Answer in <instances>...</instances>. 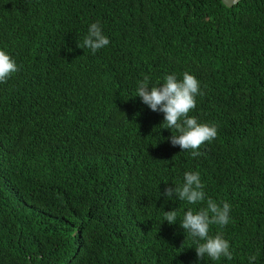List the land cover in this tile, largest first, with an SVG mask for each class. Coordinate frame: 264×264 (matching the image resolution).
Returning <instances> with one entry per match:
<instances>
[{"label":"trees","instance_id":"1","mask_svg":"<svg viewBox=\"0 0 264 264\" xmlns=\"http://www.w3.org/2000/svg\"><path fill=\"white\" fill-rule=\"evenodd\" d=\"M94 22L110 43L92 54ZM0 50L19 67L0 83V264H264V0H0ZM185 71L189 116L218 130L199 157L136 96ZM188 171L231 205L210 234L232 260L180 227L204 203L163 195Z\"/></svg>","mask_w":264,"mask_h":264},{"label":"clouds","instance_id":"2","mask_svg":"<svg viewBox=\"0 0 264 264\" xmlns=\"http://www.w3.org/2000/svg\"><path fill=\"white\" fill-rule=\"evenodd\" d=\"M109 38L103 34L99 22L91 23L87 35L84 37L80 48H87L92 54L109 45ZM19 71L15 60L4 50H0V83H6L13 74ZM203 95L198 79L185 71L182 79L173 74L166 75L162 84L150 86V78L145 75L143 80L137 82L136 96L140 97L153 112L164 115L161 125L163 128L178 133L168 139L173 146H179L182 151H190L193 157L203 153L199 151L202 145L216 139L218 130L216 125L199 123L189 113L196 107V97ZM175 198L190 205L204 203L205 206L194 211L187 209L180 221V227L185 230L188 237L195 244L198 258L207 257L212 261L221 258L233 259L230 243L224 238L222 231L215 235L210 234L212 225L219 229L225 228L231 220V205L228 202L217 203L206 197L204 184L198 172H185L183 183L174 188H166L163 195L168 199ZM164 221L170 225L177 221V211L164 212ZM257 256L248 257L249 264L256 261Z\"/></svg>","mask_w":264,"mask_h":264},{"label":"water","instance_id":"3","mask_svg":"<svg viewBox=\"0 0 264 264\" xmlns=\"http://www.w3.org/2000/svg\"><path fill=\"white\" fill-rule=\"evenodd\" d=\"M221 1L225 7L231 8L235 5H237L241 0H221Z\"/></svg>","mask_w":264,"mask_h":264}]
</instances>
